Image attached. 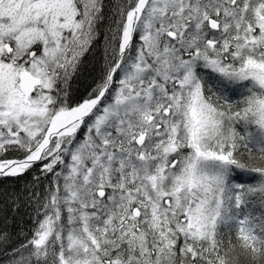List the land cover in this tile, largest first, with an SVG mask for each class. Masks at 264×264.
Masks as SVG:
<instances>
[{
    "label": "snow or ice",
    "instance_id": "obj_1",
    "mask_svg": "<svg viewBox=\"0 0 264 264\" xmlns=\"http://www.w3.org/2000/svg\"><path fill=\"white\" fill-rule=\"evenodd\" d=\"M0 264H264V0H0Z\"/></svg>",
    "mask_w": 264,
    "mask_h": 264
},
{
    "label": "trees",
    "instance_id": "obj_2",
    "mask_svg": "<svg viewBox=\"0 0 264 264\" xmlns=\"http://www.w3.org/2000/svg\"><path fill=\"white\" fill-rule=\"evenodd\" d=\"M90 82L91 81L89 80V83ZM79 87H80V90L83 91V86H79ZM28 179H30V178H28ZM24 183H25L24 180H19L18 181V180L9 179V180H7V181L4 182V187H6V188H14V187H16L18 185H22ZM12 215L15 216L16 213H12ZM25 219H26V217H24L23 215H21V216L18 217V221L20 222L21 226H23V223H24ZM8 223L11 224L12 223V220L9 219L8 220Z\"/></svg>",
    "mask_w": 264,
    "mask_h": 264
}]
</instances>
